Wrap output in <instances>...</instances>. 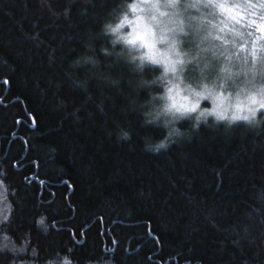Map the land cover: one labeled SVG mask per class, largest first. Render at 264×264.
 <instances>
[{
	"label": "trees",
	"instance_id": "16d2710c",
	"mask_svg": "<svg viewBox=\"0 0 264 264\" xmlns=\"http://www.w3.org/2000/svg\"><path fill=\"white\" fill-rule=\"evenodd\" d=\"M113 7L0 0V232L41 261L71 247L78 264H264V134L202 128L145 150L162 132L75 64Z\"/></svg>",
	"mask_w": 264,
	"mask_h": 264
},
{
	"label": "clouds",
	"instance_id": "9594fccd",
	"mask_svg": "<svg viewBox=\"0 0 264 264\" xmlns=\"http://www.w3.org/2000/svg\"><path fill=\"white\" fill-rule=\"evenodd\" d=\"M88 39L75 64L122 94L142 126L162 132L144 137L145 150L166 152L202 128L264 134V0H115ZM119 67L126 71H112ZM116 135L132 137L125 126ZM47 219L37 217L45 232ZM0 240V252L18 257L13 264H78L71 247L41 261L27 239L5 231Z\"/></svg>",
	"mask_w": 264,
	"mask_h": 264
}]
</instances>
